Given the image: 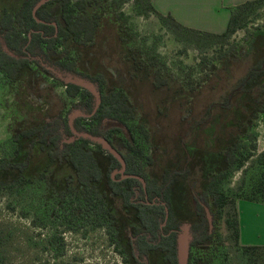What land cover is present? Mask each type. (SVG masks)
<instances>
[{"label":"trees","instance_id":"obj_1","mask_svg":"<svg viewBox=\"0 0 264 264\" xmlns=\"http://www.w3.org/2000/svg\"><path fill=\"white\" fill-rule=\"evenodd\" d=\"M40 1L0 0V77L7 87L16 90V120L11 122L10 139L13 156L0 159V190L24 189L45 181L44 172L51 167L65 169L67 176L55 191L57 214L62 213L71 230L86 227L104 230L110 243L121 248V254L130 256L133 264H150L154 256H159L162 264H178L183 225L176 214L180 194L187 202L191 198L199 217L188 230L186 264L201 263L202 257L194 251L214 246L218 238L216 220L223 217L241 264H264V247L240 245L237 212L239 201L264 203V153L256 159V170L247 189L240 187L233 197L224 190L231 174L242 169L255 150V144H250L249 150L238 142L245 136L243 126L246 129L253 119L264 115V34H255L250 40L259 57L219 104L222 110L232 109L229 118L224 117L225 121L218 115L214 120L219 121L207 128L210 138L206 141L213 140L216 148L192 156L191 145H187L189 153L179 146L178 156L172 158L174 162L168 161L156 175L151 168L152 148L157 143L145 121L138 118L128 90L110 85L104 74H91L83 62L99 40L105 16L100 12L88 14L90 3L85 0H48L33 16V9ZM102 1L111 2L108 9H118L124 2ZM263 3L264 0H253L231 8L226 30L213 34L184 27L172 16L160 14L151 0H135L138 15H154L178 41L192 43L197 48L226 45ZM52 4L59 6V16L56 8L48 9ZM114 23L121 29L122 24ZM58 49L63 52L56 54ZM126 58L131 79L140 77L141 71L147 72L153 65L140 61L131 52ZM34 67L44 79L54 80L64 89L69 111H59L48 121H30L27 101L34 100V95L43 89L39 75L32 74ZM160 77L156 72L153 82L156 88L164 86ZM85 85L92 86L98 94L95 112L96 98ZM214 106L211 104L210 109ZM210 109L206 112L207 124L212 120ZM195 124L191 128L194 135L199 127V123ZM230 128L235 131L227 134ZM90 137L106 140L121 155L125 170ZM117 137L121 138L123 151L114 145ZM253 137L250 136V141ZM39 146L48 148L43 157V171L37 170L38 158L34 157ZM197 165L202 169L215 167L210 174L202 170L200 185L198 179H193ZM196 187L200 191L196 192ZM205 209L211 215V231ZM126 221L131 229L123 235L121 226ZM56 237L53 234L49 243L57 241ZM58 241L62 249L63 241L61 238Z\"/></svg>","mask_w":264,"mask_h":264},{"label":"rangeland","instance_id":"obj_2","mask_svg":"<svg viewBox=\"0 0 264 264\" xmlns=\"http://www.w3.org/2000/svg\"><path fill=\"white\" fill-rule=\"evenodd\" d=\"M85 1L90 3L87 13L100 12L105 16V22L99 40L83 62L91 74H104L110 85L128 90L138 118L145 121L157 143L152 148V171L157 175L168 161L174 162L172 158L178 156L179 146L189 153L187 145H191L192 156L198 155L195 152L202 155L214 150L217 144L213 140L206 141L207 128L219 121L214 120L218 115L229 118L232 109L222 110L219 104L259 57V51L256 46H251L250 40L255 34H264V3L226 45L197 48L192 43L178 41L154 15H138L135 0H124L118 9H108L110 1ZM55 8L59 16L57 4L48 7L50 11ZM118 18L120 20L117 21ZM114 21L122 24L121 29ZM72 49L69 48L70 52L74 51ZM61 52L62 49H58L56 54ZM129 52L140 61L153 62L147 72L139 73L141 76L138 78H130L131 68L126 58ZM33 71L35 77L38 74L41 78L43 89L34 95V100L27 101L30 121H48L59 111H69L70 105L60 84L47 77L44 79L37 67ZM156 72L165 82L161 88L153 85ZM15 91L7 87L0 77V159L13 156L14 146L10 139L13 132L11 122L16 120ZM191 98L193 101H190ZM211 104H215L212 109ZM209 109L212 120L207 124L206 112ZM196 122L199 127L194 135L191 128ZM243 130L245 136L238 142L249 150L250 144H255V150L243 168L234 171L225 182V193L232 197L240 187H249L250 176L256 170V159L264 153V115L253 119L246 129L243 126ZM233 131L230 128L226 133ZM250 136H254L251 141ZM121 144L120 137L114 139L115 147L123 151ZM47 149L46 146H39L34 155L38 158L39 171L44 170L43 157ZM195 167L193 179H198V184L202 170L210 174L215 168ZM44 176L45 181L35 182L24 189L14 187L0 190V261L3 264H133L130 256L121 254V248L110 243L104 230H91L89 227L78 231L69 229L68 221L60 211L57 214L55 206V191L67 176V171L51 167L44 172ZM196 190L198 192L200 188L196 187ZM176 208L177 217L183 223L180 238L187 239L190 225L199 221L195 204L191 198L187 202L179 194ZM215 226L218 238L214 246L194 251L202 257L200 264H241L224 217L218 218ZM121 227L123 235L131 229L127 221ZM53 234H57V241L50 244L49 238ZM59 238L64 244L62 249ZM150 264H162L160 257L154 256Z\"/></svg>","mask_w":264,"mask_h":264},{"label":"crops","instance_id":"obj_3","mask_svg":"<svg viewBox=\"0 0 264 264\" xmlns=\"http://www.w3.org/2000/svg\"><path fill=\"white\" fill-rule=\"evenodd\" d=\"M253 0H151L162 15H170L184 27L213 34L223 33L230 9ZM237 212L240 245L264 247V203L239 201Z\"/></svg>","mask_w":264,"mask_h":264},{"label":"water","instance_id":"obj_4","mask_svg":"<svg viewBox=\"0 0 264 264\" xmlns=\"http://www.w3.org/2000/svg\"><path fill=\"white\" fill-rule=\"evenodd\" d=\"M48 0H42L40 1L33 9V16L35 15V12L37 11V9L42 6L43 4H45ZM85 87L92 92V94L95 96L96 98V106L94 109V112L96 111L98 105H99V97L98 94L96 93V91L90 87V86H86ZM93 141H96L97 143L101 144L110 154H112L121 164L122 166V170H125V162L122 159L121 155L115 150L113 149L106 140L104 139H95L90 137ZM205 215L207 218V222H208V226H209V230H212V219H211V215L208 211V209H205ZM177 259H178V264H186V260H187V241L186 239H181L179 241L178 244V251H177Z\"/></svg>","mask_w":264,"mask_h":264}]
</instances>
